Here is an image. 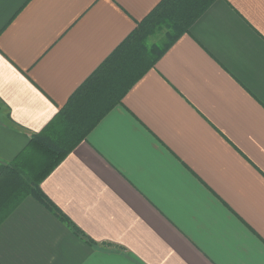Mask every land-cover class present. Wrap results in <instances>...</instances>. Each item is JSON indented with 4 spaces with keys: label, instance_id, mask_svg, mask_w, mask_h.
<instances>
[{
    "label": "crops",
    "instance_id": "1",
    "mask_svg": "<svg viewBox=\"0 0 264 264\" xmlns=\"http://www.w3.org/2000/svg\"><path fill=\"white\" fill-rule=\"evenodd\" d=\"M160 0H0L10 162ZM27 195L0 264H264V0H214ZM89 242H87V240Z\"/></svg>",
    "mask_w": 264,
    "mask_h": 264
},
{
    "label": "trees",
    "instance_id": "2",
    "mask_svg": "<svg viewBox=\"0 0 264 264\" xmlns=\"http://www.w3.org/2000/svg\"><path fill=\"white\" fill-rule=\"evenodd\" d=\"M214 0H160L10 162L0 161V223L27 195L82 235L43 194L41 181ZM160 40H153L156 33ZM89 242L88 239H86Z\"/></svg>",
    "mask_w": 264,
    "mask_h": 264
},
{
    "label": "rangeland",
    "instance_id": "3",
    "mask_svg": "<svg viewBox=\"0 0 264 264\" xmlns=\"http://www.w3.org/2000/svg\"><path fill=\"white\" fill-rule=\"evenodd\" d=\"M151 39L157 41V40H160L161 39V33L158 32L156 33L153 37H150Z\"/></svg>",
    "mask_w": 264,
    "mask_h": 264
}]
</instances>
